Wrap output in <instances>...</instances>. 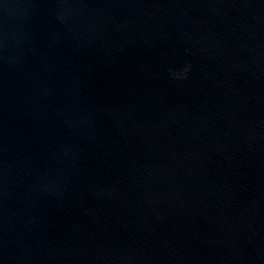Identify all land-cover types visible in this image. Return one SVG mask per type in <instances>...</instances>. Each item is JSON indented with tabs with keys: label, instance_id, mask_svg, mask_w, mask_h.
<instances>
[{
	"label": "water",
	"instance_id": "water-1",
	"mask_svg": "<svg viewBox=\"0 0 264 264\" xmlns=\"http://www.w3.org/2000/svg\"><path fill=\"white\" fill-rule=\"evenodd\" d=\"M0 264H264V0H0Z\"/></svg>",
	"mask_w": 264,
	"mask_h": 264
}]
</instances>
